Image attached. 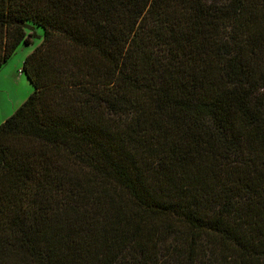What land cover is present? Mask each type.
Here are the masks:
<instances>
[{
	"label": "trees",
	"instance_id": "16d2710c",
	"mask_svg": "<svg viewBox=\"0 0 264 264\" xmlns=\"http://www.w3.org/2000/svg\"><path fill=\"white\" fill-rule=\"evenodd\" d=\"M28 22L0 264H264V0H0V68Z\"/></svg>",
	"mask_w": 264,
	"mask_h": 264
},
{
	"label": "rangeland",
	"instance_id": "374dc122",
	"mask_svg": "<svg viewBox=\"0 0 264 264\" xmlns=\"http://www.w3.org/2000/svg\"><path fill=\"white\" fill-rule=\"evenodd\" d=\"M31 29H26V32L34 31L36 37L33 38V42L30 45L20 44L8 61L0 68V124L13 114L15 109L30 95L33 90L32 84L22 71V63L24 58L37 46L40 44L43 35V29L28 22ZM33 29V30H32ZM21 71V72H20ZM211 240L205 243V253L206 250L210 248L209 245ZM216 247H219L215 244ZM211 249V248H210ZM163 249L161 250V256ZM164 252V251H163ZM226 254V251H224ZM221 253H217L216 258H220ZM167 258V257H166ZM169 259V258H168ZM161 257V260L167 261ZM170 260V259H169ZM207 260L202 257L200 261ZM171 261V260H170ZM222 264H226L223 258H220ZM172 263V261H171ZM174 264H187L186 259L180 257V261L174 259ZM197 264V263H193Z\"/></svg>",
	"mask_w": 264,
	"mask_h": 264
},
{
	"label": "built area",
	"instance_id": "2783aa9c",
	"mask_svg": "<svg viewBox=\"0 0 264 264\" xmlns=\"http://www.w3.org/2000/svg\"><path fill=\"white\" fill-rule=\"evenodd\" d=\"M21 72V71H20Z\"/></svg>",
	"mask_w": 264,
	"mask_h": 264
}]
</instances>
